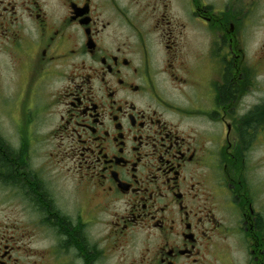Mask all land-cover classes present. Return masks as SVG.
<instances>
[{
    "label": "flooded vegetation",
    "instance_id": "flooded-vegetation-1",
    "mask_svg": "<svg viewBox=\"0 0 264 264\" xmlns=\"http://www.w3.org/2000/svg\"><path fill=\"white\" fill-rule=\"evenodd\" d=\"M1 44L0 264H264V0H0Z\"/></svg>",
    "mask_w": 264,
    "mask_h": 264
},
{
    "label": "rangeland",
    "instance_id": "rangeland-1",
    "mask_svg": "<svg viewBox=\"0 0 264 264\" xmlns=\"http://www.w3.org/2000/svg\"><path fill=\"white\" fill-rule=\"evenodd\" d=\"M2 46V44L0 45V47ZM0 84L2 85H6V50H1L0 49ZM13 107V102H11L10 100L6 101V115L9 111V109L11 110V108ZM8 125L6 122V132L8 129ZM42 148L45 149L46 148V143L42 142ZM67 193V192H66ZM71 194L68 193V196H70ZM137 249L133 251L132 255L134 256H138L140 254L139 248L141 247V243L137 242L136 245ZM214 264V263H212Z\"/></svg>",
    "mask_w": 264,
    "mask_h": 264
}]
</instances>
